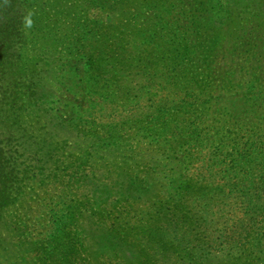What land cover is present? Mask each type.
Segmentation results:
<instances>
[{"label":"rangeland","instance_id":"rangeland-1","mask_svg":"<svg viewBox=\"0 0 264 264\" xmlns=\"http://www.w3.org/2000/svg\"><path fill=\"white\" fill-rule=\"evenodd\" d=\"M38 1L26 3V11ZM52 1L49 10L40 8L48 25L40 37H51L53 56L36 65L39 80L32 64L31 82L39 84L53 127L43 131L27 113L13 125L17 132L23 125L30 129L45 169L71 179L77 200L67 210L52 193L60 183H50L41 162L35 163V184L22 198L31 211L0 212V264H264V227L243 210L240 191L248 186L238 187V199L233 194L220 202L215 193L201 197L206 189L193 185L188 198L174 201L182 178L197 182L220 166L222 157L217 166L207 163L212 144L228 150L238 133L264 131V100L260 110L245 115L251 103L245 93L254 81L247 72L257 64L247 46L257 45L264 58V0H125L128 7L113 12L110 0H79L80 9L67 0L66 10ZM59 7L65 17L52 11ZM229 7L232 18L223 12ZM31 8L39 9L38 3ZM110 13L119 20H110ZM91 54L109 57L110 67L124 61L133 67L108 68L107 77L118 85L101 75L94 80L86 69ZM179 62L182 75L173 69ZM254 91L264 92V81ZM182 102L200 111L185 112ZM8 106L0 105L6 114ZM197 113L201 122L193 124ZM196 126L208 138L201 148L193 144L184 151L180 135H194ZM41 145L54 156L49 163ZM208 178L203 185H211ZM192 212L205 214L207 223L198 228ZM243 228L255 234L238 241Z\"/></svg>","mask_w":264,"mask_h":264},{"label":"trees","instance_id":"trees-1","mask_svg":"<svg viewBox=\"0 0 264 264\" xmlns=\"http://www.w3.org/2000/svg\"><path fill=\"white\" fill-rule=\"evenodd\" d=\"M32 0H10V5L5 6L4 0H0V105L2 102H7L8 110L10 114H6L2 111L0 107V212L4 213V216L9 214L11 209H18L19 207L24 209L26 206V211L30 210L31 207L29 204L24 201L23 195L26 192L25 188L32 186L35 184L36 175L34 173V168H38L35 163H40V173H45L47 171L46 178L50 179L52 184H59L56 192H52L58 199L62 200V205L68 210L72 208L75 200H77V196L74 192V186L71 182H65L64 179L61 180L60 175L57 171L54 173L49 174L48 170L45 169L42 159L43 157L40 155H36L38 148V142L33 139L30 133V129L25 125L21 127L20 132H17L15 126L18 125V122L22 120L24 115L32 117L36 120V125H40V128L44 131V128L53 127L51 122V110L45 107L44 100L42 95L38 92L39 84L31 82L32 79V64L34 63L35 66V77L39 80L41 77L42 72H40L39 68L36 66L38 64L42 65L47 63V58L51 55L53 56V52L48 50V45L52 44V40H50L49 36L40 37L44 35L43 29L48 26L46 21L43 20V12L40 8L44 10H49L52 6V0H39L38 7L39 9L33 10L31 6L34 3L29 5V10L34 12L33 15V27L31 29H25L22 26V20L24 15H26L27 11L25 9L26 3L31 2ZM55 4H59L62 8L65 9L67 6V0H54ZM102 1V0H101ZM143 0H138V3H142ZM233 2H240V0H231ZM251 2H256L259 0H250ZM70 2V1H69ZM23 3V4H22ZM83 2H79V0H74L70 2V7L73 9H80V4ZM25 4V5H24ZM108 5L110 6V10L113 12L116 10V6H121L127 8L129 2H125V0H110ZM126 5V7L124 6ZM142 6V4H141ZM52 10L55 11L54 14L59 15L60 17H65L64 9ZM66 10V9H65ZM224 13L228 14V18H232L233 13L231 7L228 9L223 10ZM109 19L113 21L119 20L115 14L110 13ZM30 37V41L32 42L25 43V40ZM50 40V41H48ZM21 41V43H20ZM19 42V43H18ZM254 42L253 39L249 40L248 43ZM33 45H32V44ZM179 45V44H175ZM264 46V41H263ZM77 48L78 45L76 46ZM248 51L253 54L255 59L254 64L251 72H247L248 75L251 77V81H253V85L248 93H245L247 100L251 101L249 104L248 102V111L245 115H249L250 108L253 110H260V107H263L262 100H264V92L261 94L257 93L254 90H258L259 86L264 81V58H261L262 51L257 45H249ZM85 48V45H84ZM235 49V48H234ZM192 51V50H191ZM193 52V51H192ZM174 56L173 59L178 61V55L181 53V50L173 51ZM103 54L105 56H109L108 52L104 50ZM102 54V55H103ZM172 54V51H171ZM241 57V55H240ZM87 63L86 69L92 73V78L96 80L98 76H103L104 80H108V82H112L113 85H118L116 79H110L107 77L108 68H116V69H131L133 64L131 61H124L119 62L116 66L112 63V67L109 66L107 58H103V56L98 57V55H86ZM251 61L250 58L247 59ZM105 62V64H104ZM156 62V61H155ZM109 63V64H108ZM114 65V66H113ZM149 65V64H148ZM174 70L180 69V75H182V64L176 63V67L173 68ZM107 70V72H106ZM262 70V72H261ZM91 82V81H90ZM87 83V82H86ZM90 85L89 83H87ZM261 97L260 102L258 103V97ZM211 100V97L207 99V103ZM260 106V107H259ZM180 107H184L183 110L185 112H189V109L192 108L193 110L199 112L200 110L196 108V105L191 103H185V106L182 102ZM187 110H186V109ZM27 113V114H26ZM8 117V123L5 124L6 118L3 115ZM166 115V110H165ZM244 115V116H245ZM201 113H197L195 115L194 120H190L193 124L196 122L195 120L201 122L199 119ZM167 117V115H166ZM13 120V121H12ZM29 120V119H28ZM261 123H264V113L261 116ZM15 123V126L13 125ZM46 123V124H45ZM48 123V124H47ZM45 124V125H44ZM51 124V126H49ZM36 125L31 128V131L36 128ZM48 125V126H47ZM62 125H64L62 123ZM209 130L210 126H206ZM205 130V129H204ZM20 134L19 138L14 137L16 134ZM242 134L238 133L227 145L231 144L230 149L226 150L218 145H211L208 149L209 159L207 163L211 162L212 166L218 165L217 157H222L220 162V166L217 169H212L210 166V174L208 177H200L199 181L192 180L191 178H182L181 183L178 185V189L176 191L174 201L180 202L184 201L183 199L188 198L190 196L189 189L195 186H201L202 188L206 189V192L201 195L215 193L218 195V201H224L228 199L231 195L234 194L233 197L238 199L239 190L238 187L243 186L250 188L249 191L243 190L240 191V195H243L242 205L244 206V214L247 217L248 214L257 215L254 217V220L257 221L261 226L264 227V202L261 203L262 199L259 195L264 192V131H260L257 133L254 132H241ZM194 135H189L190 137L184 138L185 134L181 136V145L184 146L185 149L190 145H195L197 148H201L204 146V140L208 138L205 134V131L200 130V127L196 126V130L193 132ZM115 135V134H114ZM113 135V136H114ZM95 140H99L98 136L91 137ZM191 140V143L188 144ZM169 143V142H167ZM135 145V144H134ZM208 145V144H207ZM226 145V146H227ZM151 144L147 146V148H151ZM41 149H44L45 154L49 155L47 158V163L53 160L52 154L50 153L49 149H46L44 146L41 145ZM195 151V150H194ZM189 153V152H188ZM31 154V157H27V155ZM51 154V155H50ZM191 154V153H189ZM42 155V154H41ZM190 162V161H187ZM194 161H192L193 163ZM5 163V167L3 164ZM84 164V163H83ZM112 164V162H111ZM263 164V165H262ZM184 165V164H183ZM70 166H72L70 164ZM263 170H262V168ZM57 168V166H55ZM77 166L74 168H70L71 170L76 171ZM44 169V170H43ZM8 172H3L7 171ZM64 170L61 169V171ZM10 173V174H9ZM9 174V175H8ZM72 177H76L77 174L72 173ZM86 177V175H85ZM45 178V179H46ZM206 178H208L210 186L207 184L203 185ZM47 184V183H46ZM53 186V185H52ZM229 186L232 187L231 191L226 192L225 188ZM54 187V186H53ZM53 187H50L53 189ZM56 189V188H55ZM262 189V190H261ZM54 190V189H53ZM238 191V193L236 192ZM55 191V190H54ZM253 191V193L251 192ZM49 193L51 191H48ZM12 194L16 196L13 197ZM252 194V196H249ZM264 196V193L263 195ZM60 200V201H61ZM250 200H254L253 205L246 204L245 202ZM170 201V200H169ZM29 202V201H28ZM176 202L170 203L169 207L167 208L168 212H173V208H175ZM81 204L83 203L80 202ZM167 203V202H166ZM167 215H171L172 213H168ZM193 216L197 218L198 228L205 225L207 223V216L200 215L198 212H192ZM61 218V217H59ZM248 218V217H247ZM251 218V217H249ZM249 220H252L249 219ZM11 224L13 227H16V223L14 219L11 220ZM19 225V224H18ZM52 227H50L51 229ZM263 230V228H262ZM201 233V232H200ZM254 231H248L246 228H243V232L238 233V241L243 240V236H254ZM263 235V234H261ZM203 238H206L205 236ZM199 240V238H198ZM202 242V239H201ZM258 259V257L256 256ZM260 260H264V255L259 258Z\"/></svg>","mask_w":264,"mask_h":264},{"label":"clouds","instance_id":"clouds-1","mask_svg":"<svg viewBox=\"0 0 264 264\" xmlns=\"http://www.w3.org/2000/svg\"><path fill=\"white\" fill-rule=\"evenodd\" d=\"M5 6L10 5V0H4ZM34 15V12L32 10H28L26 15H24L23 20H22V26L25 29H31L33 27L34 21L32 19Z\"/></svg>","mask_w":264,"mask_h":264}]
</instances>
